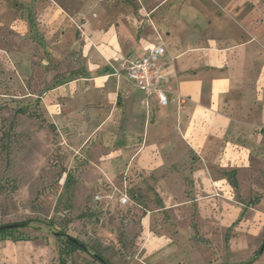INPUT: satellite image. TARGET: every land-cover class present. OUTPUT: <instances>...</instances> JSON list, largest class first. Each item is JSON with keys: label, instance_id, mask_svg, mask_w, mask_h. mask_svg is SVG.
<instances>
[{"label": "crops", "instance_id": "obj_1", "mask_svg": "<svg viewBox=\"0 0 264 264\" xmlns=\"http://www.w3.org/2000/svg\"><path fill=\"white\" fill-rule=\"evenodd\" d=\"M11 1L0 12L10 18L0 31V60L11 78L24 80L25 96L39 98L63 148L90 149L108 179L140 172L163 202L159 209L200 214L189 228L192 241L206 242L198 232L202 215L212 219L222 202L217 195L249 193L264 175L263 6L222 0V13L220 0ZM160 42L164 87L183 101L160 106L153 96L148 111L121 67ZM262 191L238 208L264 205ZM144 235L145 264H187V256H158L171 248V235L151 227ZM258 252L239 264L258 262ZM51 253L32 239L0 240V264H52Z\"/></svg>", "mask_w": 264, "mask_h": 264}, {"label": "rangeland", "instance_id": "obj_2", "mask_svg": "<svg viewBox=\"0 0 264 264\" xmlns=\"http://www.w3.org/2000/svg\"><path fill=\"white\" fill-rule=\"evenodd\" d=\"M257 1L264 8V0ZM12 2L0 0V12L13 8ZM219 3L222 10L224 3ZM19 9L17 6L16 10ZM9 19L0 18V31L9 27ZM66 64H71L70 58ZM14 73L0 60V226L26 221L29 224L8 239L21 233L29 235L52 252V264H60L56 232L59 229L90 247V252L70 255L69 264H102L93 253H101L116 264H145L144 230L150 227L155 233L162 231L172 236L171 248L159 251L158 256L167 257L169 252L179 261L187 256V264H203L205 258L206 264L243 263L264 244V205L238 208L242 206L240 201L248 202L263 194L264 175L256 181L259 185L250 187L249 193L239 194L242 188H238L231 189L226 196L217 195L234 205L219 200L212 219L208 213L202 215L203 225L198 234L207 241L196 243L195 231L189 226L200 214L193 210L186 217L180 212L159 209L163 202L154 193V187L143 182L140 172L117 171L114 178L108 179L93 163L90 149L73 155L75 151L70 146L63 148L60 133L31 114L44 112L33 103L37 98L25 96L24 80L17 74V80L11 78ZM23 107H27V113H19ZM246 179L251 178L247 175ZM126 188L130 202L122 205L119 198ZM190 205L195 206L196 202ZM180 227L189 229L186 242L185 237L179 239L183 231ZM229 237L227 244L225 238ZM254 264H264V256Z\"/></svg>", "mask_w": 264, "mask_h": 264}, {"label": "built area", "instance_id": "obj_3", "mask_svg": "<svg viewBox=\"0 0 264 264\" xmlns=\"http://www.w3.org/2000/svg\"><path fill=\"white\" fill-rule=\"evenodd\" d=\"M166 50L167 48L163 42L154 44L144 55L126 59L121 67V71L126 78L143 91L144 96L141 98V102L148 111L153 96H156L160 106H167L170 102L181 104L183 101L180 96H171L164 87L163 83L166 80L164 56ZM99 197L97 195L96 198ZM129 200L130 197L126 188L121 193L119 202L122 205H127L130 202Z\"/></svg>", "mask_w": 264, "mask_h": 264}, {"label": "trees", "instance_id": "obj_4", "mask_svg": "<svg viewBox=\"0 0 264 264\" xmlns=\"http://www.w3.org/2000/svg\"><path fill=\"white\" fill-rule=\"evenodd\" d=\"M33 103H35L36 107L38 106L41 108V102H40L39 98L35 99L33 101ZM27 104L31 105L30 103H27ZM27 112H28L27 107L20 108V110H19V113H22V114L27 113ZM31 114L35 117H40L42 120L45 119L43 117V114L41 115L39 112H33ZM231 172L236 174V170H232ZM257 199H258V197L256 198V200ZM26 222H18V223H16L17 225L14 227L5 228L4 230H1L0 231V240L15 235L14 232L19 231L21 228L28 226L29 223L28 222L26 223ZM29 222H30V220H29ZM56 232H57V235H58V238L60 241V245H59V247H60L59 248L60 264H69L68 257H70V255H72L73 253H75L77 251L90 252V247L88 246V244L85 241H82L78 237H76V236H74L68 232H65L64 229H59ZM26 239H32V238L29 235H24L22 233L19 234L18 236L13 237V240H15V241L26 240ZM262 247L259 249V252L257 253V257L259 254H261ZM93 256L97 260H100L103 264H116V263H112L110 260L105 258L101 253H99V254L93 253Z\"/></svg>", "mask_w": 264, "mask_h": 264}, {"label": "water", "instance_id": "obj_5", "mask_svg": "<svg viewBox=\"0 0 264 264\" xmlns=\"http://www.w3.org/2000/svg\"><path fill=\"white\" fill-rule=\"evenodd\" d=\"M17 224H14V223H11V225H2V226H0V231L1 230H4L5 228H11V227H14V226H16ZM264 250V246L262 247V249H261V252Z\"/></svg>", "mask_w": 264, "mask_h": 264}]
</instances>
